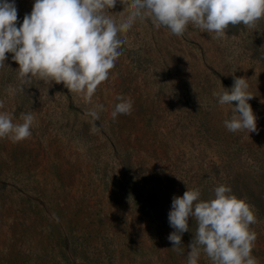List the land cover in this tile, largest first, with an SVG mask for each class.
<instances>
[{"label":"rangeland","instance_id":"1","mask_svg":"<svg viewBox=\"0 0 264 264\" xmlns=\"http://www.w3.org/2000/svg\"><path fill=\"white\" fill-rule=\"evenodd\" d=\"M34 2L15 0L17 27ZM105 14L119 23L126 11L117 0ZM118 36L121 55L90 102L63 83L20 80L6 53L0 112L34 120L10 152L16 175L0 179V264H187L198 225L189 218L173 251L172 198L188 187L208 200L221 184L251 207V255L264 264V18L219 38L192 24L177 36L138 18ZM233 76L254 95L258 133L224 126L234 104L213 92ZM117 96L132 102L131 114L113 118ZM197 264L212 261L201 250Z\"/></svg>","mask_w":264,"mask_h":264},{"label":"clouds","instance_id":"2","mask_svg":"<svg viewBox=\"0 0 264 264\" xmlns=\"http://www.w3.org/2000/svg\"><path fill=\"white\" fill-rule=\"evenodd\" d=\"M126 15L117 23L105 14L117 0H35L30 14H25L17 27L15 0H0V67L6 53H12L20 80L36 77L51 86L63 83L69 92L82 94L90 102L97 86L108 79L109 71L121 55L126 43L118 33H126L139 19H151L181 36L189 24L219 38L229 25L243 24L255 28L264 18V0H119ZM186 59V58H185ZM231 88L222 86L213 95L221 105L234 104L233 115L224 121L230 132H256L257 118L249 100L244 77L233 76ZM113 118L131 114L132 102L117 96ZM235 102V103H233ZM166 106V105H165ZM3 104L0 103V108ZM102 108L103 106H98ZM90 115L98 119V113ZM22 123H13L8 112H0V138L18 142L31 135L34 117L21 115ZM211 199L202 200L198 189H189L182 196L174 195L168 221L174 229L168 240L173 251L182 250V235L189 231V218L197 229L189 244L187 264H197L201 250L212 264H257L251 255L256 233L250 225L255 215L242 198L232 194L226 185L216 186Z\"/></svg>","mask_w":264,"mask_h":264},{"label":"crops","instance_id":"3","mask_svg":"<svg viewBox=\"0 0 264 264\" xmlns=\"http://www.w3.org/2000/svg\"><path fill=\"white\" fill-rule=\"evenodd\" d=\"M0 141L1 146L4 147L0 156V179H10L12 177V174L16 175L17 173V166L15 164V160L12 158L10 152L14 147L17 146V144L21 145L24 140L13 142L11 139L4 137L0 138Z\"/></svg>","mask_w":264,"mask_h":264}]
</instances>
